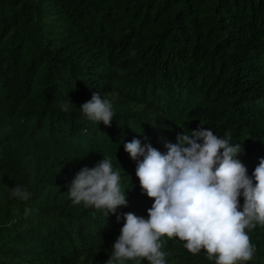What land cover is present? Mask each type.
<instances>
[{
	"label": "trees",
	"instance_id": "1",
	"mask_svg": "<svg viewBox=\"0 0 264 264\" xmlns=\"http://www.w3.org/2000/svg\"><path fill=\"white\" fill-rule=\"evenodd\" d=\"M93 93L110 125L82 113ZM201 127L240 144L250 176L264 159V0H0V264H106L124 214L154 202L124 145L166 153ZM104 157L127 199L108 215L68 193ZM248 234L246 264H264V226ZM162 243L166 264H214Z\"/></svg>",
	"mask_w": 264,
	"mask_h": 264
},
{
	"label": "clouds",
	"instance_id": "2",
	"mask_svg": "<svg viewBox=\"0 0 264 264\" xmlns=\"http://www.w3.org/2000/svg\"><path fill=\"white\" fill-rule=\"evenodd\" d=\"M80 109L89 120L105 125L115 115L112 102L98 93ZM176 139L177 143H165L166 153L150 143L142 146L139 139L124 145L137 162L140 187L154 202L147 218L124 214L126 222L106 264H141L145 259L149 264H166L163 237L179 238L192 255L203 250L214 264H246L253 259L256 249L248 233L258 224L264 226V159L250 176L236 159L241 145L230 144V138L201 127ZM120 181L119 172L104 157L93 168L83 167L68 193L75 205L115 214L127 206ZM11 196L27 201L30 193L16 185ZM29 211L25 209L26 214Z\"/></svg>",
	"mask_w": 264,
	"mask_h": 264
}]
</instances>
